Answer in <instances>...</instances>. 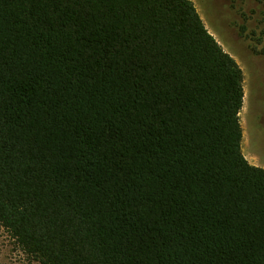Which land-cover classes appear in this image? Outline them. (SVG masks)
<instances>
[{"label":"trees","instance_id":"trees-1","mask_svg":"<svg viewBox=\"0 0 264 264\" xmlns=\"http://www.w3.org/2000/svg\"><path fill=\"white\" fill-rule=\"evenodd\" d=\"M243 97L192 0H0V224L41 264H264Z\"/></svg>","mask_w":264,"mask_h":264},{"label":"rangeland","instance_id":"rangeland-1","mask_svg":"<svg viewBox=\"0 0 264 264\" xmlns=\"http://www.w3.org/2000/svg\"><path fill=\"white\" fill-rule=\"evenodd\" d=\"M206 28L243 72L241 148L264 167V1L192 0ZM0 264H41L27 256L0 224Z\"/></svg>","mask_w":264,"mask_h":264}]
</instances>
